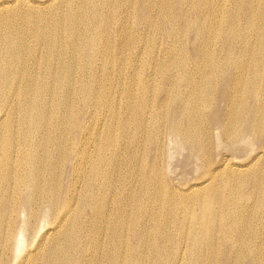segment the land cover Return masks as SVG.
Segmentation results:
<instances>
[{
    "label": "bare ground",
    "instance_id": "1",
    "mask_svg": "<svg viewBox=\"0 0 264 264\" xmlns=\"http://www.w3.org/2000/svg\"><path fill=\"white\" fill-rule=\"evenodd\" d=\"M0 264H264V0H0Z\"/></svg>",
    "mask_w": 264,
    "mask_h": 264
},
{
    "label": "rangeland",
    "instance_id": "2",
    "mask_svg": "<svg viewBox=\"0 0 264 264\" xmlns=\"http://www.w3.org/2000/svg\"><path fill=\"white\" fill-rule=\"evenodd\" d=\"M239 158H237L236 160H238ZM174 164V163H173ZM175 165V164H174Z\"/></svg>",
    "mask_w": 264,
    "mask_h": 264
}]
</instances>
